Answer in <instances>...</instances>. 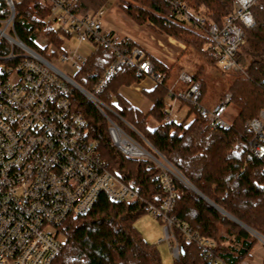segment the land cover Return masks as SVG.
<instances>
[{
    "label": "trees",
    "instance_id": "16d2710c",
    "mask_svg": "<svg viewBox=\"0 0 264 264\" xmlns=\"http://www.w3.org/2000/svg\"><path fill=\"white\" fill-rule=\"evenodd\" d=\"M107 1L73 0L72 11L78 14L95 12ZM117 1L123 12L137 24H149L185 47L194 48L208 63L216 65L205 29L180 20L167 0ZM185 1L191 16L204 18L206 22L220 23L233 7V0ZM14 6L15 32L28 47L45 56L49 45L56 51L61 50L63 33L44 21L50 12L48 5L38 0H14ZM5 9L4 1L0 0V12ZM251 12L255 24L245 30L244 44L236 56L241 70L230 72L232 77L226 89L219 94H210L208 81L201 77L203 64L192 73L200 84V102L203 104L209 106L211 98L219 100L226 93L230 94L228 106L233 105L236 114L231 117L226 111L225 115L230 119L227 129L213 125L188 102L181 104L187 107V113L178 123L164 121L168 114L165 97L171 73L154 59L149 60L162 79L152 89L141 90L152 102L147 112H142L118 92L120 86H129L143 78L141 74L136 75L135 66H122L96 94L114 108L117 115H110L118 124L124 125L121 118L128 122L196 190L218 207L174 180L177 193L171 213L180 223L214 243L206 256L199 245L185 242L176 231L180 252L173 264H213L209 261L210 256L219 258L224 264H238L251 257L256 237L224 212L264 235V155L258 157L255 154L251 146L253 133L245 128L247 120L264 110V0H256ZM40 33L44 45L36 42ZM120 46L123 51H130L137 45L124 36L120 38ZM112 59V52L97 47L73 75L74 80L94 93L98 78ZM112 100L116 102L114 105ZM70 103L81 108L89 129L88 136L108 169L119 176L134 178L143 200L113 201L102 193L85 214L67 217L59 227L65 243L53 264H161L156 244L146 241L135 226L137 217L145 213L146 202L163 194L158 169L148 160L121 153L111 142L105 117L78 90L72 91ZM148 116L154 120L151 127L147 123ZM127 130L138 138L136 132Z\"/></svg>",
    "mask_w": 264,
    "mask_h": 264
},
{
    "label": "built area",
    "instance_id": "2783aa9c",
    "mask_svg": "<svg viewBox=\"0 0 264 264\" xmlns=\"http://www.w3.org/2000/svg\"><path fill=\"white\" fill-rule=\"evenodd\" d=\"M0 12V264H53L61 252L65 237L59 231L69 216L85 214L100 194L109 200L133 202L143 200L134 178L112 173L88 136L89 129L81 108L70 103L74 89L84 95L108 122L111 142L124 155L150 161L158 169L163 194L147 201L144 210L163 224L165 239L174 258L180 245L176 231L185 242H195L205 255L213 240L199 235L171 213L177 193L174 180L191 185L176 167L128 122L118 124L110 114L112 106L96 94L122 66H135L136 75L150 76L157 82L161 76L153 69L149 58L136 46L123 51L115 31L102 27V8L84 14L72 11L73 0H38L48 5L46 23L63 33V41L89 43L113 54L89 92L73 75L85 63L90 53L77 47L61 48L54 58L68 67L58 68L49 58L28 47L14 29V0H3ZM175 15L198 28H204L209 38L210 53L221 70H241L236 56L245 41V30L255 24L251 7L256 0H233L232 10L220 23L194 19L185 0H167ZM205 25V26H204ZM200 84L192 73L179 71L167 83L164 121L178 123L171 115L172 107L191 103L200 116L215 126L227 129L230 121L225 113L230 103L226 93L215 103L200 102ZM113 105L116 103L112 100ZM138 135L133 136L127 129ZM253 133L251 146L258 157L264 155V110L245 122ZM262 244L264 236L253 234ZM213 264H224L209 257ZM238 264H248L246 260Z\"/></svg>",
    "mask_w": 264,
    "mask_h": 264
},
{
    "label": "rangeland",
    "instance_id": "374dc122",
    "mask_svg": "<svg viewBox=\"0 0 264 264\" xmlns=\"http://www.w3.org/2000/svg\"><path fill=\"white\" fill-rule=\"evenodd\" d=\"M117 2H118L117 0H108L102 6L103 15L101 17V21H102L103 29L112 28L122 35L129 36L135 39L136 41L145 44L148 47L147 50L149 51V53L152 54L159 53L158 47H156L155 45L156 43L150 40V34H153L154 36L158 37L159 36L158 34H165V33L159 32L149 24H137L126 13L123 12V10L118 6ZM52 24L53 27L57 26L55 22H53ZM44 41H45L44 37L40 33L38 35V38L36 39V42L39 45H44L45 43ZM186 48L187 50L185 55L183 54L180 57V59L175 60V62L172 61L176 65L177 64L181 65L182 68L180 71L194 73L197 71L199 65L203 64L204 66L201 73V77L208 81L210 94L212 93L219 94L221 91L225 90L226 87L228 86L229 80L232 77V73L223 72L221 70L219 63H216V65L208 63L207 62L208 60L205 59L206 57L203 58L198 52L194 50V48L192 47H186ZM54 50L55 53H53ZM58 51H56V49L53 46L49 45L48 50L46 51V53L48 54L46 56L43 54L42 55L49 58L50 61L58 68L63 69L64 67H68V65L65 62L61 61L60 59L54 58ZM176 74L173 77H175ZM216 101H217L216 99L211 98L208 104H213ZM186 111H187L186 106H182L179 109L172 107L171 115L179 119H183V117L186 115ZM235 114H236L235 107L233 105L228 106L227 115L233 117ZM189 118L190 117H188L187 120H189ZM228 120L230 119L228 118ZM147 123L150 127L154 125V120L152 116H148ZM190 186L187 187H189L194 191V189ZM135 226L140 231L142 237L146 241L156 244L160 254V263L173 264L174 256L172 255V251L169 247V242L165 239L163 224L160 222V220L155 218L151 213L145 212L137 217L135 221ZM244 228L250 231L252 235L254 234V232L259 233L257 231L252 230L248 226ZM251 256H252L251 264H259L260 260L264 258V244H262V242H260L258 239L251 251Z\"/></svg>",
    "mask_w": 264,
    "mask_h": 264
},
{
    "label": "crops",
    "instance_id": "0c3cea01",
    "mask_svg": "<svg viewBox=\"0 0 264 264\" xmlns=\"http://www.w3.org/2000/svg\"><path fill=\"white\" fill-rule=\"evenodd\" d=\"M106 30L115 31L120 38L126 36L118 33L116 30L112 28L109 29L106 28ZM158 35L159 36L156 37L153 34H150V40L155 42L156 47H158L159 53L157 54L149 53V51L147 50L148 47L145 44L140 43L131 37L130 38L137 46H139L143 50L144 54L147 55V58L154 59L160 62L170 71L171 77L168 79L169 82L171 78L181 70L182 68L181 65L178 64L176 65L174 62L175 60H179L183 54L185 55L187 48L184 46V44L177 41L171 36H168L166 34H158ZM70 46L77 47L78 50H80L85 54L91 53L93 51V48L89 43H77L76 41H63L61 48H69ZM156 84L157 81L155 79H153L150 76H146L143 77L139 82L132 83L129 86H125V85L120 86L118 92L121 96H123L126 100H128L132 105L140 109L142 112H147L151 108L152 102L142 94L141 90H150ZM166 101L167 100L165 98V103ZM182 106L179 105L177 109H179ZM251 257L245 259L248 264H251ZM263 259L264 258L260 260L259 264H262Z\"/></svg>",
    "mask_w": 264,
    "mask_h": 264
},
{
    "label": "water",
    "instance_id": "95a60500",
    "mask_svg": "<svg viewBox=\"0 0 264 264\" xmlns=\"http://www.w3.org/2000/svg\"><path fill=\"white\" fill-rule=\"evenodd\" d=\"M190 186V185H189ZM194 189V191L200 195L202 198H204L206 201H208L211 205H213L214 207L218 208L214 203H212L208 198H206L202 193H200L199 191H197L192 185L190 186ZM224 212V211H223ZM225 215L230 216L228 213L224 212ZM231 219H233L234 221L238 222L239 224L243 225L244 227H246L242 222H240L239 220H237L236 218L230 216Z\"/></svg>",
    "mask_w": 264,
    "mask_h": 264
}]
</instances>
